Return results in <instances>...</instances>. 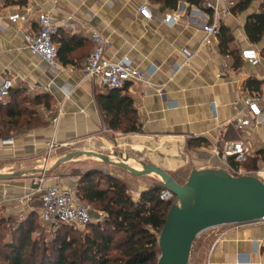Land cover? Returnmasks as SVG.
Instances as JSON below:
<instances>
[{
    "label": "crops",
    "instance_id": "obj_1",
    "mask_svg": "<svg viewBox=\"0 0 264 264\" xmlns=\"http://www.w3.org/2000/svg\"><path fill=\"white\" fill-rule=\"evenodd\" d=\"M207 1L214 0H201L199 4L179 0L176 9H163L152 0H0V81L12 77L14 89H23L31 97H50L48 108L43 103L37 107L45 125L0 138V174H13L0 177V216L22 223L38 215L41 193L34 182L42 176L44 166L52 168L80 143L93 144L80 150H101L99 140L108 142L110 136L143 139L156 152L153 156L159 163L154 164L163 168V153L181 147L185 151L182 165L192 162L193 169L227 171L232 166L240 175L254 174L264 180V56L257 65L242 57V50L248 47L261 51L260 44L249 40L245 23L250 14L260 11L264 0H253L243 12L233 13L231 8L229 14L218 18V23L233 33L229 46L240 53L239 67H235L232 55L221 51L219 34L212 37L211 44L204 42V24L215 21L212 11L205 7ZM143 4H149L152 19L141 16ZM221 5L226 7L228 3ZM29 8L48 12L58 25L54 42L62 70L41 62L29 51L25 35L38 30L34 19L9 20L13 11ZM169 11L180 14L177 24L164 22ZM92 30H99L106 38L108 58L127 57L142 70L153 64L159 66L151 76L153 85L130 82L118 90L119 95L132 98L140 132L109 126L107 117L112 113L101 102L114 103L117 97L110 98L112 89L103 88L82 71L94 46ZM251 79L258 81L251 85L254 89L248 86ZM160 85L162 92L157 90ZM247 96L258 99L263 110L259 118L247 109ZM9 101L10 96L0 102ZM242 117H250L253 122L237 130L233 122ZM228 140L247 144L249 157L245 162L230 159L227 164L214 152L216 144ZM51 142L55 147L50 148ZM78 162L81 160H74ZM96 163V176L104 178H99L95 186L103 190L115 175ZM66 166L64 162L46 172L43 186L61 182L77 188L80 177L64 170ZM148 187L140 180L131 187L132 198L138 200ZM205 240L190 258L192 264H247L248 259L264 264V221L214 227Z\"/></svg>",
    "mask_w": 264,
    "mask_h": 264
},
{
    "label": "trees",
    "instance_id": "obj_2",
    "mask_svg": "<svg viewBox=\"0 0 264 264\" xmlns=\"http://www.w3.org/2000/svg\"><path fill=\"white\" fill-rule=\"evenodd\" d=\"M163 9H176L179 0H152ZM201 0H193L200 3ZM253 0H236L233 13L243 12ZM245 32L253 44L261 45L264 56V2L260 11L248 16ZM220 48L235 59V67L241 65L240 53L231 49L233 33L225 24L219 27ZM257 80L248 81L252 88ZM12 88L10 101L0 102V138H8L12 133L23 129L43 126L46 122L39 115L38 105L50 106L49 95L31 97L23 89ZM254 89V88H252ZM256 89V88H255ZM119 89H112L114 103H102L111 111L107 117L109 126L123 132H140L133 100L127 95H119ZM74 175L80 177L76 188L79 200L90 203L95 210L105 213L102 220L89 224V231L75 234L77 230L60 225L54 231L51 248L49 242L44 250L37 238L36 216L22 223L0 216V259L4 264H157L161 250L159 236L164 227L168 212L176 197L165 201L160 197L162 184H152L142 192L138 200L129 193L127 183L113 176L108 186L97 189L94 181L95 170ZM42 253L39 248L41 246ZM51 249V250H50ZM49 251H52L51 253ZM45 253V254H43ZM55 255V257H52ZM1 262V261H0Z\"/></svg>",
    "mask_w": 264,
    "mask_h": 264
},
{
    "label": "built area",
    "instance_id": "obj_3",
    "mask_svg": "<svg viewBox=\"0 0 264 264\" xmlns=\"http://www.w3.org/2000/svg\"><path fill=\"white\" fill-rule=\"evenodd\" d=\"M222 2L228 3V6L223 7L221 5ZM235 4L236 0L205 2V7L210 9L215 17V21L206 22L203 26L206 33L205 43L211 44L212 37L219 34L220 24L218 23V18L229 14ZM139 11L142 17L149 20L153 18V12L149 4H143ZM180 17L177 11H169L164 16V22L177 24L180 21ZM31 19L36 21L38 30L25 35L29 51L34 56H37L41 62L52 68L62 70L64 67L60 62L59 50L54 42V36L58 32V25L52 20L50 14L40 10L34 12L29 8L27 10H15L9 15V20L12 22H27ZM91 39L94 46L82 68L86 76L95 78L103 88L107 89L123 90L130 82L153 85L151 76L158 70V65L153 64L149 69L142 70L135 67L127 57L120 60H112L105 54L107 40L99 30L91 31ZM242 57L253 65L259 64L262 60L261 51L256 47L243 49ZM14 83V78L12 77H6L0 81V101H4L9 97ZM157 90L162 92L163 86H157ZM244 103L252 116L259 118L263 114V110L256 97L247 96L244 99ZM252 122L253 120L250 117H242L237 118L233 124L237 130H243L251 126ZM55 145L54 142H51L50 148L55 147ZM214 152L227 164L230 159L234 162L243 163L249 157V148L243 140H228L224 144H216ZM43 169L42 176L37 178L34 183L41 193L40 218L44 223L52 227L60 225L86 227L104 218L105 213L103 211L95 210L90 203L79 200L76 195V188L61 182H56L47 187L43 186L46 178L45 174L49 169L48 165L46 164ZM229 169L230 173L240 175V171L232 166ZM160 197L165 201H169L176 196L171 190L163 188ZM94 210L98 214L96 220L92 216ZM260 221H264V219ZM246 263L254 264L250 259Z\"/></svg>",
    "mask_w": 264,
    "mask_h": 264
},
{
    "label": "water",
    "instance_id": "obj_4",
    "mask_svg": "<svg viewBox=\"0 0 264 264\" xmlns=\"http://www.w3.org/2000/svg\"><path fill=\"white\" fill-rule=\"evenodd\" d=\"M82 155L101 159L136 176L155 174L163 179V187L175 194L176 200L159 236L161 254L157 264H189L195 239L207 229L264 219V180L257 175H235L220 168H196L185 183H180L168 170L152 162H142L141 169L95 150L69 152L47 171ZM12 175L0 174V177Z\"/></svg>",
    "mask_w": 264,
    "mask_h": 264
},
{
    "label": "rangeland",
    "instance_id": "obj_5",
    "mask_svg": "<svg viewBox=\"0 0 264 264\" xmlns=\"http://www.w3.org/2000/svg\"><path fill=\"white\" fill-rule=\"evenodd\" d=\"M258 47V45H257ZM260 47V46H259ZM129 136H110L108 139V142H103L101 143V141L99 140L98 145H101V150H95V151H99V152H103L105 154L110 155L113 159L115 160H121V161H127L129 164L133 165V166H137L140 168H143V164L142 162H146V163H159V160L155 159L153 154L156 153L154 151H152V149H149L147 147V144L144 142L142 145H138V146H129V145H125L124 141L129 139ZM137 136V135H134ZM140 137V136H139ZM127 138V139H126ZM143 140V139H142ZM91 142H84V143H80L78 145H73L71 147V149H69V152H73V151H77L80 150L83 147H91ZM162 151L165 149L164 147L161 148ZM151 150V152H150ZM172 150H167V152L163 153V162H164V167L165 169H167L180 183H185L186 180L189 177L190 172L193 170V163L191 162L188 165H182V163L185 160V157L183 155V162H181L179 165L175 166L173 160L170 158L171 156V152ZM188 151V150H187ZM67 152V153H69ZM185 151L184 150H180V153L183 154ZM66 153V154H67ZM166 158L168 159V161L166 160ZM81 160V162L78 163H74V160ZM83 160V161H82ZM96 162H100L101 166L105 168V171L111 172L113 173L115 176L123 179L128 187H129V193L132 194L131 191V187L133 185H136L140 182V180H142L143 182L147 183L149 186L152 184H162V180L159 176L157 175H146L148 177H138L136 175H133L131 172H129L128 170H125L124 168H121L119 166H115V165H111L108 164L106 162H104L101 159L95 158V157H91V156H78L75 157L69 161H66L67 166L65 167L64 170L66 171H70V172H76L77 170L81 171V172H86L88 170H93L96 168H98V164ZM166 162H168L169 164H167ZM76 167L78 169H76ZM104 172V171H102ZM94 181L97 182V180H99V178H104V175H97L96 173L94 175ZM40 205H42V202L40 201ZM93 219L96 220V218H98V214L97 212L94 210L92 213ZM36 231L37 233L35 234V238H37V240L39 241V243L43 246L44 245V250L46 249V245L47 242H49V248H51V243H52V239L54 237V231H56V227H52L46 223H44L41 218H40V213L36 216ZM75 230H77L75 232V234L79 233V234H84L86 232L89 231V226L86 227H72ZM213 230V228L207 229L204 232H202L199 236H197V238L195 239L194 243H193V247H192V251H191V255L190 258H192V256H195V253L198 251L199 247L202 245L201 243H204L205 237L208 236L209 233H211ZM40 245V246H41ZM39 248V253H42V248ZM51 250V249H50ZM50 253L52 251H49ZM45 254V253H43ZM52 257H55V255H53ZM0 264H4L2 262V260L0 259ZM189 264H192L191 259L189 260Z\"/></svg>",
    "mask_w": 264,
    "mask_h": 264
},
{
    "label": "bare ground",
    "instance_id": "obj_6",
    "mask_svg": "<svg viewBox=\"0 0 264 264\" xmlns=\"http://www.w3.org/2000/svg\"><path fill=\"white\" fill-rule=\"evenodd\" d=\"M124 144L125 145H129V146H138V145H142L143 143H142L141 139L140 140H135L134 138H131V139L129 138V139L125 140ZM178 146H179V144H178ZM180 149H181V147H180ZM180 149L179 148H174L173 151L171 152L170 158L173 160L175 166H177L181 162H183V154L180 153ZM161 180H163V179L161 178Z\"/></svg>",
    "mask_w": 264,
    "mask_h": 264
}]
</instances>
